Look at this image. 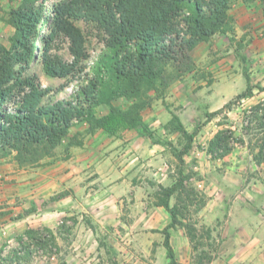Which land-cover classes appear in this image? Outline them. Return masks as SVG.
<instances>
[{"label":"trees","instance_id":"obj_1","mask_svg":"<svg viewBox=\"0 0 264 264\" xmlns=\"http://www.w3.org/2000/svg\"><path fill=\"white\" fill-rule=\"evenodd\" d=\"M13 3L15 0H9ZM249 4L258 0H242ZM264 1V0H260ZM235 0H20L9 10L6 23L14 29L9 45L0 42V157L13 155L20 167H40L61 156H70L73 146H82L83 132L73 130L87 123V133L102 129L109 135L140 128L155 143L162 141L144 121L143 111L149 106L150 92L158 95L170 86L168 67L182 68L192 61L191 51L202 42L211 41L218 33L234 32L231 14ZM49 5V6H48ZM49 7V8H48ZM94 24L104 35L105 49L87 66L89 52L86 36L77 21ZM47 28L49 32H43ZM70 41L71 60L54 53L57 39ZM40 45V46H39ZM41 47V61L46 75L57 78L78 77L74 91L64 98L48 99L53 91L40 77L31 73L33 62ZM89 67V69H88ZM88 69V70H87ZM247 87L236 99L253 95L250 77L245 73ZM264 91V87L260 88ZM132 101L126 108L114 101ZM208 112L207 120L231 107ZM106 105L108 111L96 109ZM260 104L252 111L260 112ZM256 117L264 121L263 116ZM171 123L179 132L183 148L175 149L179 161V178L171 186L159 184L155 205L163 206L172 222L162 230L165 235L169 264H180L171 244L170 228L181 224L178 220L180 202L186 203L182 193L189 177L184 172V156L194 144L200 127L190 132L181 118L173 113ZM228 131L219 130L210 143V151L222 157L231 151ZM178 194L180 202L171 204ZM188 235L197 250L196 235L189 226ZM24 234L35 244H48V239L35 229ZM21 248L14 249L17 263L21 251L29 254L24 235L18 238ZM195 243V244H194ZM25 246H27L25 248ZM1 254V253H0ZM12 259V261H15ZM210 263L212 256H201L197 264Z\"/></svg>","mask_w":264,"mask_h":264},{"label":"crops","instance_id":"obj_2","mask_svg":"<svg viewBox=\"0 0 264 264\" xmlns=\"http://www.w3.org/2000/svg\"><path fill=\"white\" fill-rule=\"evenodd\" d=\"M8 1L0 0V35L13 28L6 23ZM176 113L184 123L181 113ZM158 114L167 122L172 117L171 112H153L150 116ZM143 116L147 122L144 112ZM87 127L84 122L76 127L83 132L82 146L71 147L69 157H59L46 166L20 167L13 155L0 157V200L9 202L0 209V229H7L12 236L8 241H19L13 234L32 226L27 222L36 217L34 226L50 228L59 247L60 238L66 237L88 253L89 259L98 256L102 261L99 264H105L100 247L105 246L104 240L113 252V260L121 264H169L162 230L172 217L163 206L154 204L149 192L155 181L164 186L174 183L173 177L165 173L171 163L169 146L153 142L138 131L140 128L109 135L102 129L87 133ZM148 128L161 131L156 126ZM238 150L233 147L226 155L212 158L214 165L201 162L202 172L206 167L210 169L207 176L213 184L211 198L199 215L220 241L208 264H264V206H256L259 198L254 193L260 189L264 197V186L248 180L252 177L245 172V153ZM65 189L68 191L64 197L38 207L40 201ZM18 199L24 202L19 204ZM13 201L17 204H11ZM32 203L38 208H29ZM61 214L77 218L67 233L57 231ZM98 230L104 232L103 237H99ZM169 230L178 262L196 264L185 226ZM74 262L69 259L68 264Z\"/></svg>","mask_w":264,"mask_h":264},{"label":"rangeland","instance_id":"obj_3","mask_svg":"<svg viewBox=\"0 0 264 264\" xmlns=\"http://www.w3.org/2000/svg\"><path fill=\"white\" fill-rule=\"evenodd\" d=\"M19 2L20 0H15L13 3L8 1L9 10L16 7ZM231 14L234 17V32L216 34L211 41L199 44L190 52L192 61L183 64L179 70H177V67H168V74L172 79L170 86L161 95L151 91L150 104L143 111L147 120L146 124L149 127L161 128L159 133L153 132L163 144L169 146L168 154L171 163L166 168L165 173L173 177L174 183L179 178V161L174 155V150L182 149L183 141L180 139L179 132L173 128L172 117L167 122L165 121L167 119L159 114L155 118L150 115L153 112H171L172 115L180 112L185 127H188L191 130L190 132L200 127L198 134L195 136L192 150L184 156L183 168L185 174L189 176L184 182L186 191L182 193V198L186 203L179 201L178 194H175L171 199V204L177 202H180V205L182 204L178 215V220L182 223L178 226H185L187 232V228L189 229L190 226L193 234L196 235L195 243L198 246V249L194 250L196 264L201 256H213V252H215L220 242L213 237L212 229L201 222L199 215V211L211 198L209 191L212 190L213 184V180L207 176L210 169L206 167L202 172L200 166L201 162L214 165L210 161L213 160L212 158L219 157V155L210 151V143L219 130L228 131L226 135L230 136L229 146L231 148H239L238 151L243 150L245 153V172L253 178H248V180L264 186V166H261V163L264 162V121L256 117L257 114L259 117H264V91L260 89L264 87V1L258 0L246 4L242 0H235ZM76 23L82 28L86 36L90 56L86 64L90 66L105 49L104 35L94 24L83 20ZM13 32V28L4 30L0 35V41L9 45V37ZM43 32L46 33L49 30L43 28ZM69 46V39L60 36L56 41L53 52L60 54L66 60H71ZM41 49L39 47L38 57L32 64L31 73L37 74L45 86L53 88L48 99L69 96L79 82L78 77L57 78L46 75L40 57ZM245 73L250 77L253 95L236 99V96L245 91L247 87ZM229 101H232L231 107L223 109L219 115L207 120L208 112L222 109ZM131 102L125 98H120L114 101V104L126 108ZM257 104H260L263 109L256 114L252 109ZM96 111L99 114H104L108 111V107L101 105ZM76 130L77 128L73 130V133ZM138 131L141 132V129H138ZM63 148L59 149L61 154L59 157L64 159ZM202 155L203 158H201ZM240 155L242 156L243 153ZM0 179L2 178L0 177ZM240 184L242 185L243 182L241 181ZM158 186L159 183L155 181V185L152 187L150 184L151 188H149L150 196L155 199L154 204L157 200L155 192ZM33 188L28 187L27 189ZM67 191L68 189L61 190L49 199H44L43 202L40 201L38 207L39 205L45 207L51 200L64 197ZM254 193L259 198L256 206L258 208L263 207V192L259 189ZM20 199L17 201L19 204L24 202ZM17 202L13 201L11 204L16 205ZM8 203L5 199L0 200V209L7 207ZM31 207L38 208L37 205L35 207L34 203L29 208ZM32 219L33 222H27L32 225L27 229H35L39 232L38 235L45 240L50 239L48 244L38 245L33 243L31 238L24 234L27 229L21 233H14L13 237L16 236L17 239L24 235L25 243L29 244V254L25 255L26 252L21 251L20 255L24 258H21V263H17L18 260L12 257L14 256L12 251L22 246L19 241H8L12 236L9 237L7 229L1 228L0 264H68L69 259L72 262L75 261L72 264H99L102 262L99 261L98 256L89 259L88 253L84 254L79 246L76 247V245L69 243L66 237L60 238L61 247H59L53 231L46 226H34L37 225L34 221L36 217ZM75 221H77L76 215L61 214L58 219L57 231L69 232L74 227ZM98 231L99 237H103L104 232L102 230ZM103 242H105V246L100 247H102L105 255L104 263L121 264L119 261L113 260L115 258L113 252L109 250V246H106V241ZM107 251H111L112 254ZM12 259H15V261H12ZM204 261V264H208L207 260Z\"/></svg>","mask_w":264,"mask_h":264}]
</instances>
